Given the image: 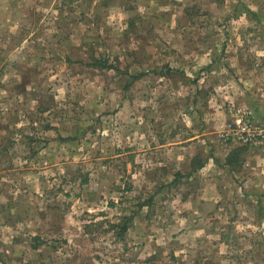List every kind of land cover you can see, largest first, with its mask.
Returning a JSON list of instances; mask_svg holds the SVG:
<instances>
[{
  "label": "rangeland",
  "instance_id": "1",
  "mask_svg": "<svg viewBox=\"0 0 264 264\" xmlns=\"http://www.w3.org/2000/svg\"><path fill=\"white\" fill-rule=\"evenodd\" d=\"M243 112L264 0H0V264H264Z\"/></svg>",
  "mask_w": 264,
  "mask_h": 264
},
{
  "label": "built area",
  "instance_id": "2",
  "mask_svg": "<svg viewBox=\"0 0 264 264\" xmlns=\"http://www.w3.org/2000/svg\"><path fill=\"white\" fill-rule=\"evenodd\" d=\"M230 139L251 148H264V123L254 122L250 112H243L230 131Z\"/></svg>",
  "mask_w": 264,
  "mask_h": 264
},
{
  "label": "trees",
  "instance_id": "3",
  "mask_svg": "<svg viewBox=\"0 0 264 264\" xmlns=\"http://www.w3.org/2000/svg\"><path fill=\"white\" fill-rule=\"evenodd\" d=\"M95 59V61H94V63L93 64H91V65H93V66H97V65H99V62H98V60H96V58H94ZM235 150H233V156H227V159H226V162H227V164H229V165H232L235 161H236V159H237V157L240 155V154H242V152H243V148H239V147H236V148H234ZM198 167H200V164H199V166ZM132 219H133V217L132 216H129L126 220H125V222H124V225L121 227V232H123L125 229H127V226L129 225V223L132 221ZM37 245H35V247H36Z\"/></svg>",
  "mask_w": 264,
  "mask_h": 264
},
{
  "label": "crops",
  "instance_id": "4",
  "mask_svg": "<svg viewBox=\"0 0 264 264\" xmlns=\"http://www.w3.org/2000/svg\"><path fill=\"white\" fill-rule=\"evenodd\" d=\"M16 1H19V2H21V1H25V0H16ZM43 7V6H42ZM15 208H17V211H19L20 212V208H18V207H15ZM20 224V223H19Z\"/></svg>",
  "mask_w": 264,
  "mask_h": 264
}]
</instances>
